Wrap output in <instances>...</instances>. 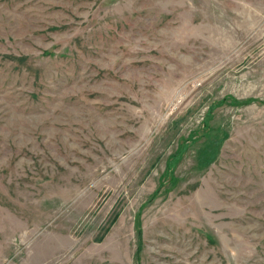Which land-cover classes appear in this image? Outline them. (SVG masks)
I'll list each match as a JSON object with an SVG mask.
<instances>
[{
    "label": "rangeland",
    "instance_id": "rangeland-1",
    "mask_svg": "<svg viewBox=\"0 0 264 264\" xmlns=\"http://www.w3.org/2000/svg\"><path fill=\"white\" fill-rule=\"evenodd\" d=\"M0 264H264V0H0Z\"/></svg>",
    "mask_w": 264,
    "mask_h": 264
}]
</instances>
